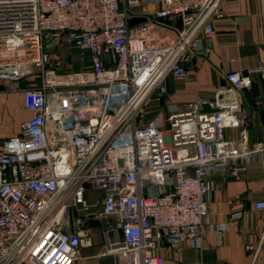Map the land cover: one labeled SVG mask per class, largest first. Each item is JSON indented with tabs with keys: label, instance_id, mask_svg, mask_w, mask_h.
Instances as JSON below:
<instances>
[{
	"label": "built area",
	"instance_id": "obj_1",
	"mask_svg": "<svg viewBox=\"0 0 264 264\" xmlns=\"http://www.w3.org/2000/svg\"><path fill=\"white\" fill-rule=\"evenodd\" d=\"M221 3L0 0V79L25 81L30 113L0 155V264H75L93 246L89 220H107L98 257L126 264H165L162 239L173 250L201 247L213 178L264 167V141L249 149L225 138L248 117L234 101L203 102L211 113L200 112L202 103L168 109L161 124L145 123L143 109L166 93L167 77H187L188 54L209 52ZM62 51L78 55L80 71L65 66ZM254 72L264 80V61ZM225 80L252 90L239 71ZM241 216L232 211L214 230Z\"/></svg>",
	"mask_w": 264,
	"mask_h": 264
},
{
	"label": "crops",
	"instance_id": "obj_2",
	"mask_svg": "<svg viewBox=\"0 0 264 264\" xmlns=\"http://www.w3.org/2000/svg\"><path fill=\"white\" fill-rule=\"evenodd\" d=\"M221 11L224 16L212 21L216 36L210 43L209 52L190 53L185 57L183 64L187 77H167L166 93L153 95L158 102L153 97L148 100L143 121L155 120L156 124H161L168 109H182L210 100L217 106L234 101L248 117L241 127L226 129L225 138L241 141L250 149L264 141V109L259 105L264 80L254 72L264 61V2L222 0ZM241 16L247 17L248 22L235 24L233 19ZM71 59L77 62L76 56ZM229 71L247 75L252 82L251 92L234 91L225 80ZM25 85V81L15 83L0 79V155L5 142L18 136L22 123L30 117L23 103ZM151 113L154 115L150 119ZM261 201H264L263 166H250L247 173L236 180L213 178V189L207 197L208 217L201 247L185 245L180 250H173L162 239L157 253L164 257L165 264H264V210L255 209V204ZM239 208L241 218L229 222L228 229L218 234L214 227L228 222L230 213ZM249 244L258 249L256 257L253 251L246 250ZM102 253L94 245L84 248L80 251L82 259L77 263L102 264L103 260L111 259L112 264H117L115 261L121 258L98 257Z\"/></svg>",
	"mask_w": 264,
	"mask_h": 264
},
{
	"label": "rangeland",
	"instance_id": "obj_3",
	"mask_svg": "<svg viewBox=\"0 0 264 264\" xmlns=\"http://www.w3.org/2000/svg\"><path fill=\"white\" fill-rule=\"evenodd\" d=\"M72 56H76V59L77 60V55H75L74 52H68V53H65V52H61L60 53V57H61V60L63 61V63L66 65H71V71L72 72H78L81 70V66L80 64L77 62H73L71 59ZM62 72V71H61ZM155 95V94H153ZM151 96L150 98H154V96ZM149 98V99H150ZM155 102H158L156 99L154 100ZM143 112H144V117H145V107L143 109ZM154 114L151 113V115L149 116V118L151 119L153 117ZM99 193L98 192H90V195L92 198L94 196H97ZM105 225H107V220L106 219H101V220H98V221H92V220H89L86 222L85 226L88 227L91 232H92V240H93V245L95 247H98L99 250L101 252H103L105 250V243H104V240H103V236H102V233L105 231ZM77 263V262H76ZM75 263V264H76ZM115 263L117 264H124V259L122 258H118ZM79 264V263H77ZM102 264H112V260H103L102 261Z\"/></svg>",
	"mask_w": 264,
	"mask_h": 264
},
{
	"label": "water",
	"instance_id": "obj_4",
	"mask_svg": "<svg viewBox=\"0 0 264 264\" xmlns=\"http://www.w3.org/2000/svg\"><path fill=\"white\" fill-rule=\"evenodd\" d=\"M144 19H140L139 21H136L135 19H132L129 21V25H134L137 22H143ZM213 100H210L209 102H212ZM201 113H211V112H215V109H210L208 106V103H202L201 104V109H200Z\"/></svg>",
	"mask_w": 264,
	"mask_h": 264
}]
</instances>
